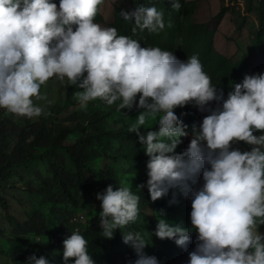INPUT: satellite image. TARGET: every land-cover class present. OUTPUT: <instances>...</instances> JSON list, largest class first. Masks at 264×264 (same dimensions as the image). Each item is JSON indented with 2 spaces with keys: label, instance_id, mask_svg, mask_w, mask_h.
I'll return each instance as SVG.
<instances>
[{
  "label": "clouds",
  "instance_id": "clouds-1",
  "mask_svg": "<svg viewBox=\"0 0 264 264\" xmlns=\"http://www.w3.org/2000/svg\"><path fill=\"white\" fill-rule=\"evenodd\" d=\"M103 3L0 0V109L39 117L44 109L34 100H46L40 88L50 78L75 86L81 109L97 98L117 110L136 109L128 132L147 157V179L137 188L146 187L153 202L169 194L170 204L178 196L190 201L187 226L159 213L151 235L182 249L191 241L184 264H264V71L231 81L225 95L198 54L181 60L97 22ZM171 8L179 10L180 0H171ZM119 15L133 23V34L171 26L152 3L121 8ZM186 105L206 113L190 128L185 113L176 112ZM153 120L155 127H144ZM183 137L188 143L178 152ZM96 199L103 238L119 229L135 254L127 264H159L145 252L150 244L140 231H124L137 221L140 196L121 182L108 184ZM62 245L63 264H95L79 230H71ZM27 264L52 262L33 253Z\"/></svg>",
  "mask_w": 264,
  "mask_h": 264
},
{
  "label": "trees",
  "instance_id": "trees-1",
  "mask_svg": "<svg viewBox=\"0 0 264 264\" xmlns=\"http://www.w3.org/2000/svg\"><path fill=\"white\" fill-rule=\"evenodd\" d=\"M128 3L129 7L125 10H130L141 3L155 4L158 9L164 10L165 20H170L172 25L170 27L166 25L165 29L158 33L138 29L133 34L131 31L133 23L124 21L120 17L119 11L122 7L117 6L110 14L108 26H115L119 34L133 36L142 46H160L171 50L181 60L193 53L198 54L204 70L211 77V82L223 88L225 95L230 90L231 81L239 82L243 75L249 72L251 54L255 51L264 54V3L262 2L255 12L259 26L253 35L252 48L238 62L226 58L216 50L215 32L208 23L193 22L191 25H185V21L189 18L193 20L198 10V0H180L179 10L171 8V0H128ZM227 12L228 10L221 9L216 19L220 20ZM249 12L251 13L250 9L247 13ZM96 20L101 24L104 23L99 11ZM241 27L242 25H239L237 29L240 30ZM177 39L182 41L180 50L176 48ZM261 67L264 71V63ZM181 111L185 113L182 119L189 127L206 114L198 112L190 105L176 109L177 114ZM136 113V109L128 111L117 110L116 107L103 109L95 106L90 109H76L62 118L47 116L35 120L12 113L0 117V187L16 174L18 168L28 166L33 160H40L49 174L36 190L40 196L39 203L47 210V217L39 210L32 211L29 217L19 224V233L46 235L50 219L52 227L56 230L66 226L74 211L82 208L84 204V195L89 192L92 185L90 175L93 177L96 192L102 191L108 184L113 185L112 168L109 165H103L99 169L90 167V164L98 158L108 159L114 163L120 160L141 163L144 166L143 178L147 177L145 167L147 157L142 150H139L140 144L135 133L128 132L131 123L125 121L117 127L110 125V120L115 115L124 118L132 117ZM152 126L155 127L154 123L144 127ZM71 134L75 135L74 140L67 142ZM184 147L185 145L181 143L176 151L179 152ZM67 161L73 165V171L67 169ZM132 191L140 196L139 206L145 208L164 209L174 204L168 202L170 198L165 201H151L143 188ZM0 203L5 209L7 204L1 194ZM98 221L99 215L87 220L86 225L79 230L88 241L89 254L92 255L95 264H121L118 256L126 248L121 234L116 232L111 239L103 238ZM151 221L155 228L156 222ZM125 228L139 231L135 222ZM161 243L169 250L176 246L169 239H163ZM192 247L190 241L187 248L191 250Z\"/></svg>",
  "mask_w": 264,
  "mask_h": 264
},
{
  "label": "rangeland",
  "instance_id": "rangeland-1",
  "mask_svg": "<svg viewBox=\"0 0 264 264\" xmlns=\"http://www.w3.org/2000/svg\"><path fill=\"white\" fill-rule=\"evenodd\" d=\"M220 1V10L223 8L224 10H228L227 13L231 15L230 18L232 21L229 20L222 26V24L219 25L220 22L216 17L210 20L211 30L216 31L217 34L215 36L217 47L215 48L216 50L219 48L228 50V53L232 56L236 53V56L240 57L251 46L246 42L242 44V40L244 41L243 35L237 29L234 30L233 28H237L239 25H245V27L249 25V36L246 33L244 34L248 42L249 37H252L257 29L256 24L253 27L251 26L252 22L247 20V12L250 9L252 16L257 18L255 14L256 9L259 8L261 2L264 3V0H233V4L229 6H226L224 1ZM117 6L127 9L129 7L128 0H106L103 5L99 6V12L104 19L102 25H108L110 23V14ZM210 9L212 10V8ZM197 20L200 21L195 16L193 20L189 18L185 21V25H191L193 22L199 23ZM181 47L182 41L177 39V50H180ZM236 56L233 58L235 61ZM254 62L257 63L258 60L255 59ZM255 67L257 68V66ZM257 69L255 72L263 71L260 66ZM40 91L44 94L46 100L51 101V103H47L45 99L34 100L36 104L41 105L44 109L39 117L33 118L35 120L47 116H51V118H62L80 108L78 100L74 96V92L78 91V89L75 86H68L66 82L62 84L55 78H50L45 85L41 86ZM95 106L110 109L116 107V104L114 103L109 106L102 100L96 99L90 101L86 108L90 109ZM9 114L5 110L0 109V117ZM136 115L137 113L132 117L125 116L124 118L115 115L110 120V125L117 127L125 121L134 123ZM153 123H155L154 120L146 122L144 126ZM74 137L75 135L71 134L67 138V142L73 141ZM182 143L186 146L188 137H183ZM240 147L242 149L247 148L246 145L242 144ZM103 165H109L112 168L111 180L115 186H120L121 182H124L132 190H137L139 189L137 185L142 184L147 179V177L143 178L144 166L141 163L121 160L114 163L108 159L98 158L90 164V167L99 169ZM67 169L70 171L74 170L73 165L69 161H67ZM48 176L49 174L45 170V165L37 159L30 161L28 166L18 168L16 174L11 176L4 186L0 187V194L4 197L7 204L4 209L0 203V264H27L24 261L33 253L37 257L44 255L52 264H63L61 258L63 249L62 240L71 234V230H82L87 220H91L93 217L99 215L100 202L96 199L97 192L95 191L93 177L90 175L92 185L89 192L84 195V204L82 208L74 211L66 226L56 230L52 227L50 219L48 220L49 229L46 235L38 236L31 233H19V224L25 221L32 211L39 210L47 217V210L39 203L40 196L36 193V190L42 180ZM143 189L147 191L146 187ZM170 195L158 200L165 201L170 198ZM139 209V215L135 223L138 230L150 244L145 248V252L150 255H155L159 260V264H184V261L187 259V251L190 249H182L177 245L171 250L165 248L159 238L154 234L151 235L154 229L151 220L157 222L159 213H163L164 218L168 221L187 226L189 224L188 213L190 211V201L178 196L177 202L167 208L152 209L139 206ZM80 214L86 219L85 223H78L76 221V216ZM261 228L264 229V226H261ZM124 231H128V229L125 228ZM116 232L121 234L119 229L114 234ZM134 258L135 254L132 248L126 244V248L118 256V261L121 264H127L129 260Z\"/></svg>",
  "mask_w": 264,
  "mask_h": 264
},
{
  "label": "crops",
  "instance_id": "crops-1",
  "mask_svg": "<svg viewBox=\"0 0 264 264\" xmlns=\"http://www.w3.org/2000/svg\"><path fill=\"white\" fill-rule=\"evenodd\" d=\"M220 4H221L220 0H198V10L196 11V14L194 16L196 17V19L199 18L200 21L197 20L199 23H208L209 27L211 28V25H210L211 21L210 20L213 19L214 17H216L219 14V12H220ZM210 8H212V10ZM247 16H248L247 20L252 22L251 26L254 27L255 24H256V29L258 30L259 23H258L257 18L253 17L251 13H247ZM230 17H231L230 14L225 13V15L220 20H218L220 22L219 25L222 24V26H223L229 20L232 21V19ZM248 27H249V25H246V27H245V25H242L240 30H238L236 27L233 28L234 30L237 29L240 32V34L243 35L244 41L242 40V44L244 42H246L247 44H250L251 47L247 50L246 53H248L250 51V49L252 48L253 39H254V36H252V37H249V39H248L249 41L248 42L246 41L244 34L246 33L249 36L250 27L249 28ZM217 31H220V30H217ZM216 35L217 34H216V31H215V33H214V45H215V47H217L216 46V41H215V39H216L215 36ZM218 52H220L221 54L225 55L226 58L232 59V60L236 56V53H234V55L232 56L231 54L228 53V50L221 49V48L218 49ZM242 56L243 55H241L240 57L236 56V61H235V59L233 61L234 62H238L239 60H241ZM255 59L258 60L257 63L254 62ZM263 63H264V54L262 52H259V51L253 52L251 54V57H250V60H249V64H250L251 68H250L248 73L250 74L252 72H255L256 70H258L257 68L259 66L261 67V65ZM255 66H257V68Z\"/></svg>",
  "mask_w": 264,
  "mask_h": 264
},
{
  "label": "built area",
  "instance_id": "built-area-1",
  "mask_svg": "<svg viewBox=\"0 0 264 264\" xmlns=\"http://www.w3.org/2000/svg\"><path fill=\"white\" fill-rule=\"evenodd\" d=\"M222 1H224L226 3V6L233 4V0H222ZM76 221L78 223H85L86 219L84 218V216L82 214H80V215L76 216ZM26 263H27V260H26Z\"/></svg>",
  "mask_w": 264,
  "mask_h": 264
}]
</instances>
